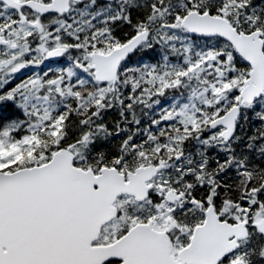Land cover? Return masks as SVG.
I'll use <instances>...</instances> for the list:
<instances>
[{
    "label": "snow or ice",
    "instance_id": "obj_1",
    "mask_svg": "<svg viewBox=\"0 0 264 264\" xmlns=\"http://www.w3.org/2000/svg\"><path fill=\"white\" fill-rule=\"evenodd\" d=\"M0 264H264V0H0Z\"/></svg>",
    "mask_w": 264,
    "mask_h": 264
}]
</instances>
